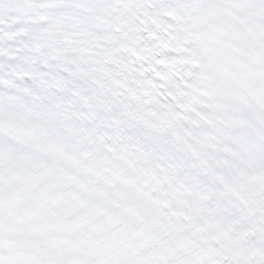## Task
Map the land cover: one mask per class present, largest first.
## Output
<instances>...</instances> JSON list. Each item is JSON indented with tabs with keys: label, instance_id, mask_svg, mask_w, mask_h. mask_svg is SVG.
<instances>
[{
	"label": "snow or ice",
	"instance_id": "snow-or-ice-1",
	"mask_svg": "<svg viewBox=\"0 0 264 264\" xmlns=\"http://www.w3.org/2000/svg\"><path fill=\"white\" fill-rule=\"evenodd\" d=\"M0 264H264V0H0Z\"/></svg>",
	"mask_w": 264,
	"mask_h": 264
}]
</instances>
